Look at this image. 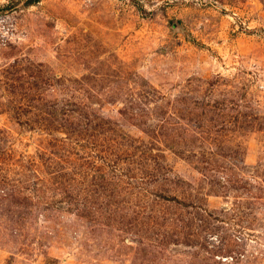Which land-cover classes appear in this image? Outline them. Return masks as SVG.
Listing matches in <instances>:
<instances>
[{
  "label": "rangeland",
  "instance_id": "1",
  "mask_svg": "<svg viewBox=\"0 0 264 264\" xmlns=\"http://www.w3.org/2000/svg\"><path fill=\"white\" fill-rule=\"evenodd\" d=\"M29 1L0 0V264H264V0Z\"/></svg>",
  "mask_w": 264,
  "mask_h": 264
},
{
  "label": "trees",
  "instance_id": "2",
  "mask_svg": "<svg viewBox=\"0 0 264 264\" xmlns=\"http://www.w3.org/2000/svg\"><path fill=\"white\" fill-rule=\"evenodd\" d=\"M30 2H34V0H32V1H29V3H30ZM35 2H37V1H35Z\"/></svg>",
  "mask_w": 264,
  "mask_h": 264
}]
</instances>
